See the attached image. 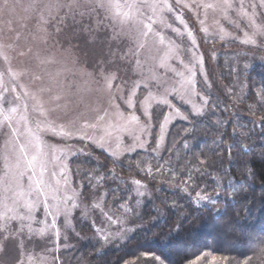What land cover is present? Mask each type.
<instances>
[{
  "label": "rangeland",
  "instance_id": "374dc122",
  "mask_svg": "<svg viewBox=\"0 0 264 264\" xmlns=\"http://www.w3.org/2000/svg\"><path fill=\"white\" fill-rule=\"evenodd\" d=\"M169 2L173 4L174 11L165 12V22L170 24L172 28L180 29L182 35L173 32L172 28L164 27L163 24L155 25V29L165 36V44H159L155 37L148 39L147 45L139 57L143 61L142 68L136 67V61L131 56L121 59L129 48L135 47V42L127 37H122L119 41H110L108 39L112 35L110 28L101 29L97 43L88 45L83 39L73 36V33L81 30V26L65 28L57 34L54 22L49 25L41 24L39 14L28 10L33 0H8L7 8L0 7V43L6 46L4 51L8 56L7 61L0 56V94H3L6 100L10 102L4 103V108L18 106L16 119L12 121V126L18 128L21 134L20 141L26 142L27 140L24 121L17 124L19 116L24 114L27 115L29 127H34L35 122L39 120L44 123L52 121L54 125L63 124L69 128L79 129L80 124L85 120L89 123L95 122L96 116L102 115L105 109L110 114L109 119L115 122L116 117L113 114L116 112V108L110 105L109 99L112 93L105 90L101 72L105 74L115 72L117 74V80L114 84L124 87L123 96L125 100L136 81L147 80L153 75L159 77V85L152 81L149 89L141 86L137 90L134 108L129 109L124 100H116L120 106V111L125 116L134 111L140 117L141 123L147 122L140 102L144 100L148 92L152 91L159 96L165 92V89H179L181 77L177 73L182 72L187 76L188 68H191L195 73L196 89L200 93L190 97L192 102L197 105L204 103L201 96L209 97L207 92L216 94L220 99L215 85L218 81H222L220 78L224 73L223 69L231 72L234 77L232 85L229 81L226 84L227 88L224 87L227 95L230 96H228L230 98L229 109L233 110L234 103L241 98V94L236 93L233 89L238 84L236 81L237 65L241 64L240 62H243L246 57L258 58L264 62V36L256 35L254 37L256 44L243 43L248 36H253L255 32L250 23V18L254 19L257 25H264V6H261L260 0H227L232 7L225 11V0H182L180 5H176L175 0H169ZM39 3L43 7L45 4H54L55 0H39ZM184 4H188L190 7L186 8ZM204 4H213L215 7L205 9ZM53 14L55 15L54 10ZM45 15L47 16V12ZM59 15H63V11ZM97 15L103 20L108 14L103 10H98V13L93 14L92 24H95ZM177 15H182L188 25V30L192 31L196 38L195 45L188 38L184 25L176 19ZM88 23L86 17L84 24L87 25ZM105 23L111 24V20H105ZM69 24L71 25V21ZM221 27L229 34L224 40L220 39ZM45 28L47 33L43 30ZM202 28H207V33L201 31ZM116 29L135 36L137 26L129 24L121 28L117 24ZM45 37L47 38L45 39ZM168 41L175 43L177 53L171 55L167 60V65L162 67L160 62L168 54ZM193 53L196 57H203V72L200 63L193 59ZM13 88H15V92H13ZM17 93L20 96L19 100L16 99ZM117 95L120 94L117 93ZM55 96H60L61 99L56 101L53 99ZM209 98L204 115L212 108L218 107V104L216 107L214 106V100L220 101L214 97ZM188 99L189 97L182 98L179 94L169 95L168 100L171 107L155 101L151 102L152 134L147 138L146 150L152 152V149L156 147V140L161 135L160 124L166 115L171 114L175 118L171 119V122L166 126V131L163 134V145L167 141L169 130L174 122L184 120L181 116H190L192 106L186 102ZM66 103L69 105L68 108H64ZM58 104L60 107H57ZM41 107L47 112V117L40 114L39 109ZM177 110L181 116L175 115ZM103 123H107V121ZM99 133L100 129H96L95 133L92 129L88 130L89 135H98ZM116 135L122 137L121 151L124 147H130L133 144V138L128 133H114L110 144L105 145V148H115ZM41 137L49 146L45 149L48 152V157L47 171L43 178L53 188L57 186L56 181H60L61 190L57 194L61 197L72 196L73 189L83 192V183L86 182L82 183V178L78 175L87 173L92 178L91 176L94 174L89 169V163L85 165V162H92L93 158L100 159L104 156H109L114 160L105 148L77 136L64 138L51 131H44L41 133ZM50 146L64 149L63 153H57L59 159L52 160ZM17 150L18 146L12 140L8 122H3L0 124V174L4 172L3 157L9 155L14 159V153ZM136 150H140V148ZM135 151L124 152L119 160L114 161H120L123 156ZM65 164L67 169L64 174H61L60 168ZM53 172L56 173L55 177L52 176ZM37 174L39 175V169H37ZM64 176H67L69 180L68 185L64 184ZM24 184L27 189L26 179ZM140 191L148 192L145 188H141ZM31 198L34 199L35 195ZM98 198V193H95L89 201L80 197V207L72 213V227L66 228L64 217H57V226L60 228L59 238H57L55 230H50L43 235L38 233L30 235L25 229L22 235L9 236L5 239L8 233H14L20 227L19 222L13 221L9 225L7 233L0 232V264H56L57 260L59 264H66L63 262L62 251L68 248L71 238L80 239L84 236V234H75L69 238L68 231L75 228L76 216H79L82 221H86L92 227V217L85 218L82 216V212L85 204H90L93 199ZM109 209L111 208L106 204L105 210ZM92 216L96 218L95 223L98 227H106L99 212L93 213ZM35 217L33 228L41 227L39 221L47 220L49 224L52 222V216L45 217L42 205L36 209ZM124 227L127 225L125 224ZM108 230L114 232L119 228L112 225ZM92 233L95 237L94 229ZM218 240L225 241L222 236Z\"/></svg>",
  "mask_w": 264,
  "mask_h": 264
},
{
  "label": "snow or ice",
  "instance_id": "6c2138e0",
  "mask_svg": "<svg viewBox=\"0 0 264 264\" xmlns=\"http://www.w3.org/2000/svg\"><path fill=\"white\" fill-rule=\"evenodd\" d=\"M182 0H175L176 5H180ZM261 6H264V0H260ZM225 11L227 8H231L232 5L225 0ZM0 7L7 8L8 0H0ZM184 7H190L188 4H184ZM205 9L214 8L213 4H204ZM255 7V6H253ZM29 11L39 14V22L43 25H49L53 22L55 23V32L57 34L61 33L65 28L81 26V30L73 33L75 38L83 39L84 42L88 45H95L98 41V35L101 29H111L112 35L108 37L110 41H119L122 37H127L130 40L135 42L134 48H129L126 53L121 57V59H126L129 56L135 59L136 67L142 68L143 61L140 60V55L145 49L148 39L150 37H155L159 44H165V36L162 32L155 29V25L163 24L166 28H172L170 24L165 22L164 14L165 12L171 13L174 11V6L169 0H55V3H49L43 5L39 3V0H33V3L29 5ZM55 11V15L53 14ZM98 10L105 11L108 15L102 20L99 16H96L95 24H92L93 14L98 13ZM63 11V15L59 13ZM47 12V16L45 13ZM247 15V13H244ZM79 17V20H77ZM87 17L89 23L84 24V20ZM226 18V17H225ZM111 20V24H106L105 20ZM176 19L184 25L185 30L187 31L188 38L192 41L193 45L196 44V38L193 35L191 30H188V25L185 23L182 15H177ZM71 21V25L69 24ZM250 23L252 24L255 32L253 36H248L243 43L245 44H256V35L264 36V25H257L254 19L250 18ZM120 25L121 28L129 24L137 26L135 36H132L130 33L117 31L116 25ZM203 24V21H201ZM47 33V29H43ZM173 32H176L178 35H182L180 29L172 28ZM201 31L207 33V28H202ZM221 40H224L229 34L224 30L223 27L220 29ZM247 36V33L245 34ZM47 37H45L46 39ZM6 46L0 43V56H2L5 61L8 60L4 49ZM177 46L173 41H168V54L162 58L160 66H166L167 60L171 55H176ZM23 55V53H21ZM115 55V53H113ZM193 59L197 60L200 63L201 71L204 70L203 57H196L193 53ZM181 63L183 61L181 60ZM187 67V66H185ZM181 77L180 88H171L165 89V92L157 96L152 91L148 92V95L145 96L144 100L140 102L143 114L147 117L146 123H141L140 117L135 114L133 111L128 116H125L123 112L120 111L119 104L116 103L117 99L124 100V103L127 104L129 109L134 108L135 98L137 96V90L143 86L145 89H149L151 82L155 81L157 85L160 84L159 77L156 75L151 76L147 80L136 81L133 85L131 91L127 95V99H124L123 92L124 87L121 85H115L114 82L117 80V74L115 72L110 74H105L101 72V78L104 81L105 90L112 93L110 96V105L116 108V112L113 114L116 117V121L109 119V112L107 109L104 110L102 115H97L95 122L89 123L87 120L83 121L80 124L79 129L69 128L65 125H54V122L48 121L44 123L42 121H36L34 127H29L27 115H20L17 120V124L20 121H24V131L27 136L26 142L20 141V133L18 128L12 126V121L16 119V114L18 112L17 107L4 108V103H10L6 100L3 94H0V124L3 122H8V127L11 129L12 140L15 145L18 146V150L14 153V159L5 155L4 159V172L0 174V232L7 233L8 227L13 221H17L20 224V227L15 230L14 233H8L5 236V239L9 236L22 235L24 230L27 229L28 233L31 235L33 233H38L43 235L44 233L55 230L57 238L60 236V228L57 226V217L63 216L65 227H72V213L74 210L80 207V197L83 196V192L73 189L72 196H59L60 181H56V187L53 188L50 184H47L44 180V174L47 171V157L48 152L45 151L46 147H49L45 144L41 137V133L44 131H51L56 135L62 136L64 138H72L77 136L80 139L91 141L99 147L105 148V145L110 144L114 133H128L133 138V144L130 147H124L121 151L122 146V137L121 135L115 136V148H105L106 151H109V154L114 158V160H119L120 156L124 152H132L137 148L145 149L148 145V137L152 134V122H151V110H152V101H155L159 104L168 105L171 107L168 100V96L172 94H179L183 97H189L186 101L192 106L191 116L193 119L204 115L205 107L209 102L208 96H201L203 104L197 105L192 102L190 97L199 95L196 89V81L194 79L195 73L191 68H188V75L185 76L184 73H177ZM207 81V77L205 76ZM209 87L211 85L209 84ZM114 90V91H113ZM13 88V92H15ZM7 92V89H5ZM119 93L120 95H117ZM27 95V93H25ZM16 99L19 100L20 96L17 93ZM56 101L61 99L60 96H55L53 98ZM264 100V97H261ZM68 104L64 105V108H68ZM57 107H60L58 104ZM42 116L47 117V112L41 107L39 109ZM176 116H181L180 112L177 110L175 113ZM175 117L171 114L166 115L164 121L160 124L161 135L156 140V147L152 149V152L159 156V150L163 146V134L166 131V126L171 122V119ZM182 119L188 120V116H181ZM107 121V123H103ZM100 129V133L89 135L88 130ZM189 135H191L193 129L185 130ZM235 135V133H234ZM215 143H223V137H218ZM51 147V158L52 160L59 159L57 153H63L64 149L57 146ZM184 149L191 151L193 148L197 147L196 144H190L188 140H185ZM231 147L228 145L229 158H231ZM242 147L251 151L252 146L242 145ZM172 151V149H168ZM197 157L203 156V159H198L197 164L189 167V162L185 161L184 164L177 171L174 167L167 169L172 173L173 179L169 181L170 187L182 195L179 196L180 200L187 199L188 203L185 205H180L177 200L172 201V204L169 206V211L172 209H177L181 206L188 207L189 212L182 215L178 222L175 224L174 228H170L167 234V242L171 243L175 240L184 229L186 221H189V216L193 215V212L198 216L200 213V208L203 206L209 214H214L216 217L224 216L228 211L233 208L235 203H239L241 200L248 199V189H255L256 185L254 181L256 180V173L251 168L250 165H245L244 178L242 181H237L233 183V178L230 174L225 171L224 175L228 179H224L219 174L213 175L209 169L213 166V161L208 155H205L203 148H200L198 152L195 153ZM261 158H264V153L261 154ZM143 163V161H141ZM171 161H165V164H169ZM161 167L155 169L157 173L161 172ZM37 169H39V175L37 174ZM67 169L65 164L60 168V173L64 174ZM141 171L147 172L148 175H153V169L151 165H148L145 168H141ZM178 175H183V179L180 183L175 182V177ZM52 176L55 177L56 173L53 172ZM205 176H210L211 180L215 186V192L209 193L206 191L207 185L201 184L200 181L203 180ZM113 180H120L121 177H118L115 174V169L112 170ZM25 179L27 180V189L25 188ZM91 179L95 180V184H92L93 189L98 187L105 179V175L98 177H92ZM91 182V181H90ZM64 184L68 185L69 180L67 176H64ZM132 184L136 186L135 196L143 198L145 196H151V193L146 191H140L141 188H146V185L140 180H133ZM239 186L243 191L244 195L240 196L236 189ZM199 188L196 191L195 196L191 195L193 189ZM261 195L260 200V209L264 210V180L260 184ZM35 195V198H31ZM107 193H101L98 199H93L90 204L84 205V210L82 216L85 218L92 217V227L95 231V237L86 238L89 240H96V242L101 243L102 248L98 250L97 254H100L108 248L113 250H120L123 244H126L129 240L137 238V233L140 231H150L149 228L142 225H138L134 228L124 227L128 221L125 217L128 214H132L136 218H141L139 213L135 212V209L130 206V196L128 200H125L124 203L120 204L118 207L122 210L121 215H116L111 209L105 210ZM43 197V199H40ZM142 200H138L137 203H141ZM255 204V198L249 200V202L244 205L245 211L248 215L252 214L253 206ZM43 206L45 211V217L52 216V222L49 224L47 220L39 221L41 224L40 228H33V221H35V212L36 209L40 206ZM159 212V210H157ZM99 212L102 217V222H105L106 227H98L95 223V217L92 216L93 213ZM162 215V213H161ZM235 217L243 219L240 212L235 213ZM160 216L154 217L153 220L156 223H152V227L157 226ZM167 223V221H165ZM191 223V222H189ZM112 225L118 226L119 230L109 231ZM158 261V264H166V261L161 258V256H154ZM264 248H261L259 255L256 257L257 260L261 261V264H264ZM31 260V258H29ZM252 260V257L247 258L246 264ZM56 264H59L57 260ZM124 264H130L129 261H124Z\"/></svg>",
  "mask_w": 264,
  "mask_h": 264
},
{
  "label": "trees",
  "instance_id": "16d2710c",
  "mask_svg": "<svg viewBox=\"0 0 264 264\" xmlns=\"http://www.w3.org/2000/svg\"><path fill=\"white\" fill-rule=\"evenodd\" d=\"M241 64L237 65L236 76L237 85L233 87L236 93L241 94V98L234 103L233 110H230V96L226 92V84L232 85L233 74L223 69L221 80L215 85L218 95L208 93L209 97H214V106L206 115L188 120H178L174 122L169 130L167 141L156 156L155 153L140 149L134 153L123 156L120 161H114L109 156L97 158L89 163L92 171L91 177L105 175L104 181L95 189L92 184L95 180L90 178V174H79L82 178L83 198L89 201L95 193L99 196L106 192V203L111 210L121 215L122 210L119 205L128 200L131 196L130 206L139 213L141 218H136L128 214L125 219L128 221L127 228H134L142 225L150 231H140L137 238L129 240L123 244L120 250L116 251L108 248L98 253L102 248L101 243L96 240L86 238L93 237V229L86 221H82L79 216L75 217V228L68 231V237L75 234H84L80 239L71 238L68 248L62 251L63 262L66 264H158L154 256H161L166 264H246L247 258L252 257L248 264H261L256 257L261 248H264V210L260 209L261 195L260 184L264 180V62L254 57H246ZM231 71V70H229ZM226 88H225V87ZM243 94H242V93ZM229 96V97H228ZM228 103V105H227ZM211 107V105H210ZM193 129L191 135L185 130ZM235 133V135H234ZM223 137V143L217 144L218 137ZM185 140L197 147L191 151L184 149ZM231 144V158H229L228 145ZM252 146L251 151L245 150L242 145ZM203 148L205 155H208L214 162L209 171L215 175L219 174L224 179L227 171L233 178V183L242 181L244 178L245 165H250L256 173L254 181L255 189H248V199L234 203L224 216L216 217L201 206L197 216L193 212L189 216V221L185 222L184 229L180 235L171 243L167 242V234L170 228H174L179 218L189 212L188 207L181 206L169 211L172 201L177 200L180 205L188 203L187 199L180 200V193H176L170 187L169 181L173 179L172 173L167 171L175 168L179 171L185 161L189 162V167L197 164L196 152ZM172 149V151H168ZM171 161L165 164V161ZM143 161V163H141ZM148 165L152 166L153 175L141 171ZM161 172L157 173L156 168L161 167ZM121 177L120 180H113L112 170ZM185 177L178 175L175 182L180 183ZM133 180H140L146 185L145 190L151 196L139 198L135 196V186ZM91 181V182H90ZM207 185L206 191L215 192V186L210 176H205L200 181ZM199 188L193 189L191 195L194 197ZM237 193L244 195V191L237 186ZM255 198L252 214L244 209L249 200ZM142 200L141 203H137ZM159 210V212L157 211ZM240 212L243 219L235 217V213ZM162 213V215H161ZM160 216L157 226L152 227L154 217ZM167 221V223H165ZM191 222V223H189ZM222 236L225 241L218 240ZM228 241V242H227ZM264 259V258H262Z\"/></svg>",
  "mask_w": 264,
  "mask_h": 264
}]
</instances>
